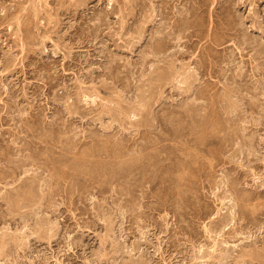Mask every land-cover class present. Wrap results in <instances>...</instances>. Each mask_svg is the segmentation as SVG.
<instances>
[{"label": "rangeland", "instance_id": "obj_1", "mask_svg": "<svg viewBox=\"0 0 264 264\" xmlns=\"http://www.w3.org/2000/svg\"><path fill=\"white\" fill-rule=\"evenodd\" d=\"M0 264H264V0H0Z\"/></svg>", "mask_w": 264, "mask_h": 264}, {"label": "bare ground", "instance_id": "obj_2", "mask_svg": "<svg viewBox=\"0 0 264 264\" xmlns=\"http://www.w3.org/2000/svg\"><path fill=\"white\" fill-rule=\"evenodd\" d=\"M245 256V255H244ZM251 259V258H250Z\"/></svg>", "mask_w": 264, "mask_h": 264}]
</instances>
